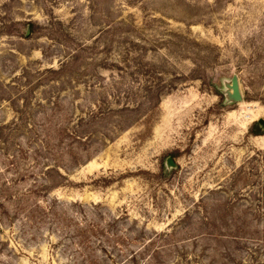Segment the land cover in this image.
I'll list each match as a JSON object with an SVG mask.
<instances>
[{
  "label": "rangeland",
  "instance_id": "rangeland-1",
  "mask_svg": "<svg viewBox=\"0 0 264 264\" xmlns=\"http://www.w3.org/2000/svg\"><path fill=\"white\" fill-rule=\"evenodd\" d=\"M262 120L264 0H0V264H264Z\"/></svg>",
  "mask_w": 264,
  "mask_h": 264
},
{
  "label": "water",
  "instance_id": "water-1",
  "mask_svg": "<svg viewBox=\"0 0 264 264\" xmlns=\"http://www.w3.org/2000/svg\"><path fill=\"white\" fill-rule=\"evenodd\" d=\"M231 88H232V93H231L232 98L235 101H241L243 96L240 90V84L237 76H234L232 78ZM261 122L264 124V120H262Z\"/></svg>",
  "mask_w": 264,
  "mask_h": 264
}]
</instances>
